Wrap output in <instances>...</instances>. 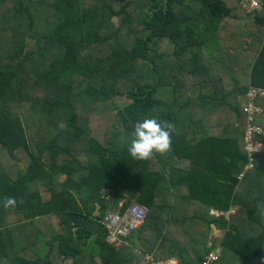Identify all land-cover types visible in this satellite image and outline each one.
Listing matches in <instances>:
<instances>
[{
    "label": "trees",
    "instance_id": "obj_1",
    "mask_svg": "<svg viewBox=\"0 0 264 264\" xmlns=\"http://www.w3.org/2000/svg\"><path fill=\"white\" fill-rule=\"evenodd\" d=\"M244 14L237 0H0V264H200L209 240L217 264H264V150H246L240 105L264 88V11ZM147 117L173 125L170 147L137 160ZM132 201L147 216L116 248L103 215Z\"/></svg>",
    "mask_w": 264,
    "mask_h": 264
},
{
    "label": "built area",
    "instance_id": "obj_2",
    "mask_svg": "<svg viewBox=\"0 0 264 264\" xmlns=\"http://www.w3.org/2000/svg\"><path fill=\"white\" fill-rule=\"evenodd\" d=\"M240 6L245 9L246 14L254 15L255 12L264 11V0H237ZM264 98V88L250 84L245 93V100L242 111L245 114L244 146L250 153L264 150V145L256 141V135L264 133V126L258 122V116L264 115V107L259 100ZM253 158L247 165L252 167ZM127 199L123 198L122 203ZM148 213L146 206L132 201L124 213L118 210H109L103 215L102 223L108 229L107 240L116 248L129 244L127 238L145 220ZM214 243V245H213ZM212 248L205 255L200 264H217L222 252V246L218 242L210 241ZM143 264H178L172 257L155 259L151 255L145 257Z\"/></svg>",
    "mask_w": 264,
    "mask_h": 264
},
{
    "label": "clouds",
    "instance_id": "obj_3",
    "mask_svg": "<svg viewBox=\"0 0 264 264\" xmlns=\"http://www.w3.org/2000/svg\"><path fill=\"white\" fill-rule=\"evenodd\" d=\"M173 125L155 117L138 120L133 125L131 139L127 145L129 155L137 160H143L153 153H164L170 147V132ZM12 197L3 200L5 207L14 204Z\"/></svg>",
    "mask_w": 264,
    "mask_h": 264
},
{
    "label": "rangeland",
    "instance_id": "obj_4",
    "mask_svg": "<svg viewBox=\"0 0 264 264\" xmlns=\"http://www.w3.org/2000/svg\"><path fill=\"white\" fill-rule=\"evenodd\" d=\"M249 18H251V17H248L247 16V14H244V16L242 17V19H237V20H235V21H237V22H241L242 24H245V23H247V21L249 20ZM233 22V21H232ZM198 88H195V89H191L190 90V94L194 97V96H196L197 95V93H198ZM117 100H118V103H120L121 105H125V104H127L128 103V98H126L125 97V95H118L117 96ZM244 101V99H241L240 100V105L242 104V102ZM224 110L225 109H221V113H218L215 117L217 118V119H219V121L220 120H222V119H226V114H225V112H224ZM217 119H215L214 118V120H216V122H217ZM229 120H231V118L229 119ZM3 157V160L5 159V155L4 156H2ZM17 157H18V159H19V161H20V165L23 167H25V165H26V163H27V160H28V156H27V154L24 152V151H22V150H18L17 151ZM171 198H172V202L173 203H175V199H174V196H171ZM234 210H236V207L232 210V211H234ZM213 213H215V211H213V210H210V214H213ZM230 212H228V214H229ZM58 226H59V223H58ZM206 228L205 227H201V230H205ZM210 234L211 235H213V237H217L218 235H219V231L217 230V228L213 225L212 226V229H211V231H210ZM219 237V236H218ZM211 241H213V240H211ZM208 243V245L210 244V240L209 241H207ZM40 248H44V245H42V246H40ZM64 264H71V262L68 260V261H66V263H64ZM143 264V263H142ZM254 264H260V263H258V262H254Z\"/></svg>",
    "mask_w": 264,
    "mask_h": 264
},
{
    "label": "crops",
    "instance_id": "obj_5",
    "mask_svg": "<svg viewBox=\"0 0 264 264\" xmlns=\"http://www.w3.org/2000/svg\"><path fill=\"white\" fill-rule=\"evenodd\" d=\"M65 177H66V175H63V174H60L59 175V177H58V179L60 180V181H63L64 179H65ZM108 189L103 193L104 195H106L107 193H108ZM122 200V199H121ZM120 200V202L119 203H121L122 201ZM21 219H22V217H21ZM58 223H59V219L56 217V216H52L51 217V225H52V227H54L55 229L56 228H58ZM171 257V256H170ZM172 258H174L175 260H177V262H178V260H179V258L176 256V257H172Z\"/></svg>",
    "mask_w": 264,
    "mask_h": 264
},
{
    "label": "water",
    "instance_id": "obj_6",
    "mask_svg": "<svg viewBox=\"0 0 264 264\" xmlns=\"http://www.w3.org/2000/svg\"><path fill=\"white\" fill-rule=\"evenodd\" d=\"M105 191H106V189H103V190H102L103 193H104ZM99 209H100V205L97 204L95 214H97V213L99 212Z\"/></svg>",
    "mask_w": 264,
    "mask_h": 264
}]
</instances>
